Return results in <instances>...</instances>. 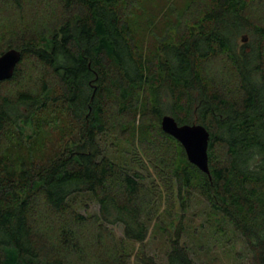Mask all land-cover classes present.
Returning <instances> with one entry per match:
<instances>
[{"label":"trees","instance_id":"trees-1","mask_svg":"<svg viewBox=\"0 0 264 264\" xmlns=\"http://www.w3.org/2000/svg\"><path fill=\"white\" fill-rule=\"evenodd\" d=\"M183 2L146 49L140 0H0V56L22 55L0 81V264H130L110 226L144 244L160 202L141 171L106 155L104 134L150 152L184 213L202 197L264 264V0ZM55 115L73 128L47 153ZM165 116L208 129L210 174ZM86 195L98 213L77 209ZM173 228L165 264H196L183 216Z\"/></svg>","mask_w":264,"mask_h":264},{"label":"rangeland","instance_id":"rangeland-1","mask_svg":"<svg viewBox=\"0 0 264 264\" xmlns=\"http://www.w3.org/2000/svg\"><path fill=\"white\" fill-rule=\"evenodd\" d=\"M183 3V0H140L136 7L137 36L146 44V49L151 48L160 27L182 10ZM72 128L73 125L67 118L57 115L49 117L46 120L44 150L47 153L56 151L71 134ZM98 141L109 158L120 164L131 163L145 175V183L155 186L158 192L159 210L148 223L149 237L144 244L126 242L123 227L110 226L118 241L123 243L122 247L131 255L130 264H143L138 258L144 255L165 264L170 248L169 236L174 231L173 225L182 216L185 225L182 243L189 248L196 264H251V253L244 238L229 221L214 215L202 197H193L188 210L183 212L180 199L172 194L171 185L156 171L150 152L140 144L134 149L115 134H104ZM77 209L89 216L99 212V205L90 195H86L78 199Z\"/></svg>","mask_w":264,"mask_h":264},{"label":"water","instance_id":"water-1","mask_svg":"<svg viewBox=\"0 0 264 264\" xmlns=\"http://www.w3.org/2000/svg\"><path fill=\"white\" fill-rule=\"evenodd\" d=\"M247 36L242 37L247 42ZM21 53L12 49L0 56V81L10 79L21 60ZM163 130L175 137L184 146L191 163L203 172L210 174L209 143L210 132L203 125H179L172 116H165L162 121Z\"/></svg>","mask_w":264,"mask_h":264}]
</instances>
